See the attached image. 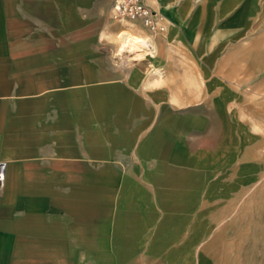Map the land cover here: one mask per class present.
I'll list each match as a JSON object with an SVG mask.
<instances>
[{
  "label": "rangeland",
  "instance_id": "1",
  "mask_svg": "<svg viewBox=\"0 0 264 264\" xmlns=\"http://www.w3.org/2000/svg\"><path fill=\"white\" fill-rule=\"evenodd\" d=\"M80 3L57 14L66 53L96 59L82 93L96 142L82 150L97 159L80 184L66 176L65 219L27 223L33 247L49 264H264V0H165L178 14L163 33L113 19L110 0ZM132 33L150 47L126 45ZM151 152L162 175L137 174ZM189 168L210 172L197 199ZM173 211L191 219L160 247Z\"/></svg>",
  "mask_w": 264,
  "mask_h": 264
},
{
  "label": "crops",
  "instance_id": "2",
  "mask_svg": "<svg viewBox=\"0 0 264 264\" xmlns=\"http://www.w3.org/2000/svg\"><path fill=\"white\" fill-rule=\"evenodd\" d=\"M96 1L89 0V6ZM147 2L167 19L178 14L165 0ZM67 6L81 8V3L0 0V159L8 162L0 188V264H49L48 250L33 247L34 233L25 226L31 219H65L67 191H71L66 176L77 175L80 184L83 170L94 167L97 159L82 150L86 142H96L86 139L82 124L83 89L85 95H92L83 87L87 84L83 72L95 69L90 65L96 59L66 53L64 19L57 11ZM218 66L225 74L224 57H219ZM95 126L91 120L90 133ZM142 159L146 163H141L137 174L162 175L160 152ZM120 168V174L132 173L128 167ZM188 170L184 183L197 199L210 172ZM189 213L173 211L174 215L163 217L157 239L160 247L184 237Z\"/></svg>",
  "mask_w": 264,
  "mask_h": 264
},
{
  "label": "built area",
  "instance_id": "3",
  "mask_svg": "<svg viewBox=\"0 0 264 264\" xmlns=\"http://www.w3.org/2000/svg\"><path fill=\"white\" fill-rule=\"evenodd\" d=\"M112 17L115 20L140 22L154 33H163L167 29L168 19L160 11L152 8L147 0H111ZM8 162L0 159V188L7 177Z\"/></svg>",
  "mask_w": 264,
  "mask_h": 264
},
{
  "label": "bare ground",
  "instance_id": "4",
  "mask_svg": "<svg viewBox=\"0 0 264 264\" xmlns=\"http://www.w3.org/2000/svg\"><path fill=\"white\" fill-rule=\"evenodd\" d=\"M124 42L131 48H148L150 47V41L148 38L144 36H138L135 34H128L126 35ZM124 47V46H123Z\"/></svg>",
  "mask_w": 264,
  "mask_h": 264
}]
</instances>
